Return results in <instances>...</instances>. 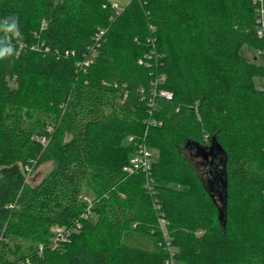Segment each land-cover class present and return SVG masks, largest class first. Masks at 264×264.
Wrapping results in <instances>:
<instances>
[{"label": "trees", "instance_id": "obj_1", "mask_svg": "<svg viewBox=\"0 0 264 264\" xmlns=\"http://www.w3.org/2000/svg\"><path fill=\"white\" fill-rule=\"evenodd\" d=\"M257 8L0 0V20L19 19L16 55L0 60V264H264V63L242 52L264 51ZM162 76L170 100L153 95ZM139 144L156 151L151 191L123 170ZM78 221L50 248L56 225Z\"/></svg>", "mask_w": 264, "mask_h": 264}, {"label": "built area", "instance_id": "obj_2", "mask_svg": "<svg viewBox=\"0 0 264 264\" xmlns=\"http://www.w3.org/2000/svg\"><path fill=\"white\" fill-rule=\"evenodd\" d=\"M258 2V8H257V18H256V23L258 25V35L264 40V0H255ZM114 8H117V3L113 4ZM261 50L257 51V54H260ZM90 60L84 61L85 65H89ZM165 78L164 76L160 77L158 81L156 80L155 82H152L154 85L153 89V95L161 98H165L167 100H170L173 98V93L170 92L167 89H164L159 86L157 82L159 81H164ZM152 124L157 125L161 124V122H158L157 120L153 119L151 121ZM40 142L43 145L47 144V138L46 137H41ZM153 158H154V153L152 150H150L147 145L145 144H139L137 152L134 154V156L131 158L129 164H127L124 167V171L127 173H135V172H141L144 173L147 177V182H146V187L148 190H153V183H154V177L152 175V164H153ZM28 171L31 172V169L28 167ZM83 198L85 200H89L87 195H84ZM157 208H159L158 205H156ZM92 214V209L91 205L87 207V209L83 212L81 215L82 219H86L90 217ZM161 221V226H165V221L163 218L160 220ZM81 222H77L76 226L74 227H65V226H57L54 229V235L52 237V240L49 244L50 248L53 250L59 249L63 244L66 242H69L71 239V236L75 230L80 228ZM164 233L166 234L165 230L163 229ZM168 250L171 251V247L168 244ZM44 249V246L42 245L40 247V251L42 252ZM171 255V254H170ZM174 258L171 255L169 258L166 259L165 264H173Z\"/></svg>", "mask_w": 264, "mask_h": 264}, {"label": "rangeland", "instance_id": "obj_3", "mask_svg": "<svg viewBox=\"0 0 264 264\" xmlns=\"http://www.w3.org/2000/svg\"><path fill=\"white\" fill-rule=\"evenodd\" d=\"M109 1L111 3H113V4L114 3H117V8L116 9L118 11H120V10H122L124 8V6L127 4V2L129 0H109ZM242 52L245 55V57H247L248 59L254 60L255 62H257L259 64H263L264 63V52H261L259 55L256 56L255 54H257V52H254L253 49L249 48L246 45L243 47ZM255 57H257V58H255ZM155 153H156V151H154V154ZM187 156L189 157V154L188 153H187ZM195 163L199 164V167H200L199 169L200 170H205L206 166H203L202 165L203 158L201 156L198 155V156H196V158H194V164ZM54 166H55V163L53 161H49V162L43 163L42 165H40L38 167V169L33 174H31L27 178L28 179L27 181L29 183H31V184L37 183L45 175H47L54 168ZM220 168L222 169L221 164L218 165V169L219 170H220ZM0 182H2V176H1V174H0ZM208 182H209V185H210V188H211V192L215 196L216 200H218L220 198V193L216 189L217 186H215V188H214V185H216V183L214 181V178L211 177V175H209ZM218 185L219 186L222 185V180L218 181ZM84 195H86V194H84ZM55 227H57V225ZM173 264H185V263L182 262V261H179V260L174 259Z\"/></svg>", "mask_w": 264, "mask_h": 264}, {"label": "clouds", "instance_id": "obj_4", "mask_svg": "<svg viewBox=\"0 0 264 264\" xmlns=\"http://www.w3.org/2000/svg\"><path fill=\"white\" fill-rule=\"evenodd\" d=\"M19 35V19L8 16L0 20V60L16 55L13 39Z\"/></svg>", "mask_w": 264, "mask_h": 264}, {"label": "water", "instance_id": "obj_5", "mask_svg": "<svg viewBox=\"0 0 264 264\" xmlns=\"http://www.w3.org/2000/svg\"><path fill=\"white\" fill-rule=\"evenodd\" d=\"M202 155L205 159H209L211 162L213 161V158L216 157L218 154H221V148L217 145L214 144L209 151L202 149L201 150ZM224 190H225V182L223 181V187L222 190L220 189V199L222 200V202H224Z\"/></svg>", "mask_w": 264, "mask_h": 264}, {"label": "crops", "instance_id": "obj_6", "mask_svg": "<svg viewBox=\"0 0 264 264\" xmlns=\"http://www.w3.org/2000/svg\"><path fill=\"white\" fill-rule=\"evenodd\" d=\"M257 56V55H256ZM255 58H257V57H255Z\"/></svg>", "mask_w": 264, "mask_h": 264}, {"label": "flooded vegetation", "instance_id": "obj_7", "mask_svg": "<svg viewBox=\"0 0 264 264\" xmlns=\"http://www.w3.org/2000/svg\"><path fill=\"white\" fill-rule=\"evenodd\" d=\"M201 154V153H200ZM214 160V159H213Z\"/></svg>", "mask_w": 264, "mask_h": 264}]
</instances>
